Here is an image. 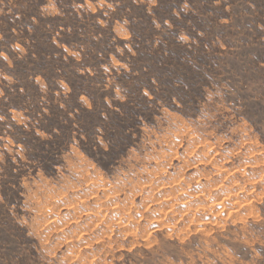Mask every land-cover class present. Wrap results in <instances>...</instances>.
<instances>
[{
	"label": "rangeland",
	"instance_id": "374dc122",
	"mask_svg": "<svg viewBox=\"0 0 264 264\" xmlns=\"http://www.w3.org/2000/svg\"><path fill=\"white\" fill-rule=\"evenodd\" d=\"M175 1L0 0V264H264V0Z\"/></svg>",
	"mask_w": 264,
	"mask_h": 264
},
{
	"label": "trees",
	"instance_id": "16d2710c",
	"mask_svg": "<svg viewBox=\"0 0 264 264\" xmlns=\"http://www.w3.org/2000/svg\"><path fill=\"white\" fill-rule=\"evenodd\" d=\"M164 2L168 0H163ZM182 3L181 0H176L175 1V4L177 5H170V9H173L175 7H178L180 4ZM163 6V5H161ZM164 7V6H163ZM182 21L181 22H175V37L178 36V33L180 32L179 30L181 29H187V33L188 35L190 36V41L188 43H184L183 44V51L184 52H197V53H202L200 54V58H199V63H206L208 62V57L207 55H205V51L207 49H209L211 46H212V42H214L215 40H217L218 38L221 39L222 41L225 42V39H227L228 36H226V34L223 32V33H217V32H212V35L215 36V38H212V37H206L205 35H200L198 34L199 30H203L204 29V24L205 23H213L210 19H204L202 17H198L197 15H192L191 12L190 13H182ZM204 16V15H203ZM189 21H192V23H188ZM177 35V36H176ZM177 42H170L168 45H161L159 51H163L165 50L166 52L169 53V51H174L176 50L177 47H174L176 45ZM191 48V49H190ZM182 50V49H181ZM77 77V76H76ZM80 77V76H78ZM71 84V88L73 89V91L75 90L76 93H79V95L81 93H84L86 94L87 96H90L88 95L87 93V89H86V86L82 83V85H74L72 83ZM93 111L92 110H89V109H86L85 111H80L79 114L75 113L76 114V120H80V119H83L84 116L88 114H91ZM85 113V115H84ZM52 123V122H51ZM54 124V123H52ZM69 124H71V121H69ZM125 127L126 126H122L123 130H125ZM127 138H129V135L127 136ZM131 145L130 142H128L125 146H129ZM103 153H105V151L103 150ZM49 171L51 170V172H54L56 170V165L54 164H51L49 165L48 168H46V171ZM47 174V172H46ZM48 175V174H47Z\"/></svg>",
	"mask_w": 264,
	"mask_h": 264
},
{
	"label": "bare ground",
	"instance_id": "6f19581e",
	"mask_svg": "<svg viewBox=\"0 0 264 264\" xmlns=\"http://www.w3.org/2000/svg\"><path fill=\"white\" fill-rule=\"evenodd\" d=\"M104 214V213H103Z\"/></svg>",
	"mask_w": 264,
	"mask_h": 264
}]
</instances>
